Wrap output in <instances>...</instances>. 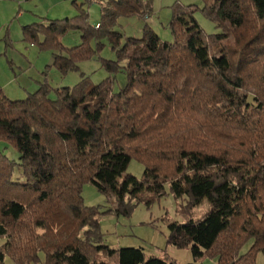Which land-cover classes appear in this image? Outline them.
<instances>
[{"label": "trees", "instance_id": "16d2710c", "mask_svg": "<svg viewBox=\"0 0 264 264\" xmlns=\"http://www.w3.org/2000/svg\"><path fill=\"white\" fill-rule=\"evenodd\" d=\"M100 5L95 26L81 3L76 15L41 18L23 35L49 49L62 74L97 56L107 38L116 58L99 57L106 78L42 85L23 99L0 87V143L18 153L12 159L0 146V264L38 262L40 252L43 264H178L142 248H110L98 218L130 214L141 194L151 201L165 184L184 198L185 211L209 202L201 218L168 224L169 244L219 264H257L264 254V0H203L200 8L176 1L169 42L148 25L139 38L116 27L122 17L148 16L150 0ZM197 10L218 33L198 25ZM69 31L79 33L78 45H62ZM119 71L127 80L114 91ZM133 158L144 166L140 179L126 172ZM17 168L23 180L13 178ZM87 182L114 206L85 205ZM101 253L109 261L99 262Z\"/></svg>", "mask_w": 264, "mask_h": 264}, {"label": "rangeland", "instance_id": "374dc122", "mask_svg": "<svg viewBox=\"0 0 264 264\" xmlns=\"http://www.w3.org/2000/svg\"><path fill=\"white\" fill-rule=\"evenodd\" d=\"M19 0L21 12L24 14L20 19L22 24L27 19L38 17L62 18L74 16L79 12L77 4L83 3V8L88 11L91 25L100 21V3L105 0ZM183 6L194 5L198 8L203 6V0H150L152 10L146 17H122L118 20L117 28L125 36L141 37L143 27L148 25L163 41H172L173 36L169 28L172 17L171 6L176 2ZM198 25L208 34L218 33L219 28L207 19L201 11L194 13ZM20 29V28H19ZM18 29V30H19ZM20 33V30H19ZM13 39V47L9 48L7 55H0V87L9 99H23L38 87L46 85L49 89L72 86L82 77L88 76L92 83H98L106 78L109 73L102 67L99 57L115 59L114 50L111 49L107 38L103 39L104 47L98 55L82 60L78 69L66 74L60 73L53 65V55L49 49H40L38 43L30 44L21 40L22 32ZM43 34L39 35V41L43 40ZM14 37V36H13ZM80 35L76 31L67 32L62 38V45L71 47L80 43ZM125 72L119 71L113 75V90L118 91L126 83ZM54 97L53 91L49 94ZM4 152L12 159L17 160L18 153L11 145L0 143ZM20 170L15 169L13 178L23 180L19 175ZM127 173L140 179L144 172V166L136 159H131L126 170ZM81 195L83 202L88 206H97L101 211L111 209L114 205L111 198L98 191L95 185L87 182L82 187ZM184 198L175 197L170 192L169 185L165 184L164 193L149 201L147 193L141 194L139 200H135L134 209L128 215H120L113 211L98 216L101 231L104 234L103 243L110 248L122 247L142 248L146 257L156 256L172 260L178 264L200 263L219 264L217 257L194 256L191 248H178L168 243V224L172 222L182 223L192 219L201 218L209 209L207 198L195 206L192 210L185 211ZM251 241L241 248L244 253L250 246ZM99 262L107 261L104 254L97 255ZM44 253H39V261L30 264H43ZM109 261V260H108ZM257 264H264V254L258 252ZM5 264H15L9 257L5 258ZM100 264V263H99Z\"/></svg>", "mask_w": 264, "mask_h": 264}, {"label": "crops", "instance_id": "0c3cea01", "mask_svg": "<svg viewBox=\"0 0 264 264\" xmlns=\"http://www.w3.org/2000/svg\"><path fill=\"white\" fill-rule=\"evenodd\" d=\"M23 15L24 14L21 12L20 9L19 0H0V55L2 54L7 55L8 49L13 47V39L17 37L16 34L19 35L22 32L21 40H24V35H23L24 27L33 24V22H36L41 18L60 19V18L38 17V19H33V20L27 19L28 20L27 23L22 24L20 22V19L22 18ZM18 29L20 30V33ZM30 44L33 45L32 43Z\"/></svg>", "mask_w": 264, "mask_h": 264}]
</instances>
